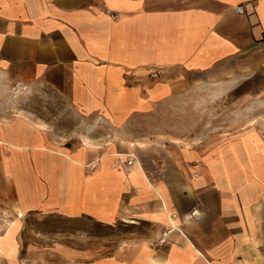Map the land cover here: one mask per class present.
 I'll list each match as a JSON object with an SVG mask.
<instances>
[{
	"label": "crops",
	"instance_id": "obj_1",
	"mask_svg": "<svg viewBox=\"0 0 264 264\" xmlns=\"http://www.w3.org/2000/svg\"><path fill=\"white\" fill-rule=\"evenodd\" d=\"M254 114L264 0H0V264H264ZM49 216L154 230L96 258L26 244Z\"/></svg>",
	"mask_w": 264,
	"mask_h": 264
},
{
	"label": "rangeland",
	"instance_id": "obj_2",
	"mask_svg": "<svg viewBox=\"0 0 264 264\" xmlns=\"http://www.w3.org/2000/svg\"><path fill=\"white\" fill-rule=\"evenodd\" d=\"M227 119L223 117L222 124H228ZM245 121L253 122L254 126L264 124V116L250 115ZM245 121L243 122L246 123ZM78 125L81 127V124ZM229 131V127H222L216 133L227 135ZM153 230L149 223H141L137 226L120 222L102 225L88 220L70 221L53 216L42 220L30 217L23 231V240L26 244L46 247L47 250L63 247L89 251L88 255L96 258L113 256L128 244L147 237ZM158 243L154 246H162Z\"/></svg>",
	"mask_w": 264,
	"mask_h": 264
},
{
	"label": "built area",
	"instance_id": "obj_3",
	"mask_svg": "<svg viewBox=\"0 0 264 264\" xmlns=\"http://www.w3.org/2000/svg\"><path fill=\"white\" fill-rule=\"evenodd\" d=\"M239 12H243V8L242 7H240V8H238L237 9ZM130 157H132V159H130L131 161L129 162V163H132L133 161H135L136 160V157L134 156V155H131ZM199 212L197 211V210H193L191 213H190V215H189V218L190 219H193V218H198L199 217ZM179 231V230H181L178 226H175V225H172L171 227H170V229L168 230V232H166L165 234H167V233H171V232H173V231ZM166 236V235H165ZM165 244V238H163L162 240H160L159 241V243H158V245H164Z\"/></svg>",
	"mask_w": 264,
	"mask_h": 264
}]
</instances>
